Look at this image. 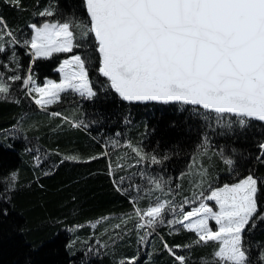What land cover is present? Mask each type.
Wrapping results in <instances>:
<instances>
[{
  "label": "trees",
  "instance_id": "1",
  "mask_svg": "<svg viewBox=\"0 0 264 264\" xmlns=\"http://www.w3.org/2000/svg\"><path fill=\"white\" fill-rule=\"evenodd\" d=\"M49 6L55 11L53 17L36 14ZM0 16L21 41L14 46L18 71L3 67L0 71L25 77L31 66L33 79L42 86L48 79L60 81L57 68L63 60L86 54L89 79L97 91L91 100L71 91L63 93L46 111L26 95L22 81L12 84L7 98L0 97V264H118L133 256L139 257L138 264H178L163 243L189 244L195 234L162 224L166 226L158 225L139 243V235L150 230L135 228L131 199L143 197L135 206L144 209L161 192L147 195L153 186L133 174L143 172L148 178L161 179L185 200L190 194L180 181L194 161L200 168L210 169L207 184L213 188L253 175L258 180V208L264 213V154L259 148L264 142V122L247 120L241 127L236 117L224 114L222 122L233 123L231 129L221 128L217 126L218 114L198 106L123 101L113 90H104L107 80L97 71L93 39H80V28L74 31L82 47L32 63L30 49L22 46L24 39H30L29 25L55 20L87 25L83 0H22L20 8L0 0ZM12 50L0 54V60L15 70L16 64L6 59ZM56 112L61 115L54 116ZM73 123L80 126L73 127ZM206 134L210 154L201 152ZM129 143L156 155L161 163L137 164ZM105 151L107 157L100 155ZM68 155L80 160L64 159ZM92 156L99 158L90 160ZM225 158L234 160V165H226ZM117 164L124 167L117 168ZM121 176L132 177L141 192L117 191L113 181ZM128 186V180L121 185ZM168 217L165 214V220ZM254 220L256 227L245 231V246L252 257L264 249V221ZM116 224L121 228L115 229ZM215 247L210 242L192 249L176 248L175 252L188 256L190 264H199Z\"/></svg>",
  "mask_w": 264,
  "mask_h": 264
},
{
  "label": "snow or ice",
  "instance_id": "2",
  "mask_svg": "<svg viewBox=\"0 0 264 264\" xmlns=\"http://www.w3.org/2000/svg\"><path fill=\"white\" fill-rule=\"evenodd\" d=\"M5 2L22 7V0ZM83 7L89 18L87 25L69 20L29 25L31 36L22 41V46L30 49L32 63L57 53H73L75 48L82 47L76 42L74 31L80 28V39H93L98 53L97 71L107 80L104 90H113L123 101L180 102L198 106L218 114L217 126L221 128L231 129L233 123L231 120L222 122L224 114L236 117L241 127L246 126L247 120L264 122V0H83ZM36 14L53 17L55 11L49 6ZM17 44L21 41L0 16V54L13 49L6 59L16 64V69H11L3 60L0 67L18 71L19 61L14 50ZM88 63L86 54L71 55L57 68L61 73L60 81L47 80L43 86H36L31 66L25 77L0 71V97L7 98L12 84L22 81L26 95L42 109L58 103L61 93L69 91L91 100L97 96V91L89 79ZM72 126L80 125L73 123ZM208 143L206 134L202 147L206 148ZM127 147L137 158V164L161 163L156 155H149L131 143ZM259 148L264 154V142ZM100 155L107 157L108 152ZM64 159L78 161L80 157L68 155ZM224 163L231 167L235 161L225 158ZM116 167L122 169L124 165ZM109 174H113L111 164ZM133 175L148 179L153 186L147 190V195L164 191L159 180L148 178L143 172ZM196 175L201 178L196 187H201L207 170L201 168ZM126 180L129 186L122 188ZM131 181L132 177L121 176L113 182L117 191L124 194L133 190L140 193L141 186ZM209 191L208 195L201 191L198 206L189 211L184 210L190 203L187 198L177 205L172 199L156 196L153 203L141 209L135 204L143 197H132L135 228L150 230L139 235L138 242L143 244L158 225L166 223L170 230L180 225L194 233L195 239L185 245L163 243L178 264H190V258L177 255L176 248L192 249L210 242L216 247L208 256H202L199 264H254V261L264 264V249L252 257L245 246L246 229L256 227L254 217L264 221V213L259 211L257 203L258 180L249 174L237 183L215 188L210 185ZM196 198L193 193V200ZM206 201H214L218 211ZM166 213H173L174 217L166 221ZM210 220L215 221V230ZM114 228L120 229L121 224ZM138 262L139 257L133 256L120 259L118 264Z\"/></svg>",
  "mask_w": 264,
  "mask_h": 264
},
{
  "label": "rangeland",
  "instance_id": "3",
  "mask_svg": "<svg viewBox=\"0 0 264 264\" xmlns=\"http://www.w3.org/2000/svg\"><path fill=\"white\" fill-rule=\"evenodd\" d=\"M58 54V53H57ZM54 55V54H53ZM70 58V57H69ZM60 74V77H61V73ZM48 80H52V79H48ZM47 81V80H46ZM45 81V82H46ZM55 81V80H53ZM57 82V81H56ZM59 82V81H58ZM36 86H39L36 84ZM43 86V85H42ZM63 93H61L62 95ZM36 94L33 93V96H35ZM38 98V97H37ZM55 104V103H54ZM53 105V104H52ZM52 105H49L47 106L45 109H42L43 111H46L47 108H49L50 106ZM38 106V105H37ZM40 107V106H39ZM115 146H118L117 143H115ZM203 153L205 154H210L208 148H205V149H202ZM203 169H206L207 170V175L205 177H203V184L201 187H196V184L200 181V177L198 175H196V173H198L200 171V166L197 164V163H192L190 168L188 169V171L185 173V175L182 177V180L180 181V184L182 185V182H183V186H184V183H185V190L184 191H188L190 196L187 197V199L190 201V203L188 205H185L184 206V210L185 211H189L191 210L192 207H196L198 206L199 202H200V199H199V193L201 191H203L205 193V195H208L210 194V191H209V186L211 185V183L207 184V180L209 179V174H210V169L209 168H206V167H202ZM197 169V170H196ZM199 169V170H198ZM206 179V180H205ZM146 180L148 179H142V182H144L143 184H146ZM156 180H159L162 184H163V187H164V191L161 192V195L160 197L162 199H172L177 205L179 204H182L183 203V199L181 197H179L178 195V192L172 190V188L170 186H166L161 179H156ZM149 184V183H148ZM214 185H212L211 187H213ZM180 189V187H179ZM181 190V189H180ZM158 192V191H157ZM193 193H196V199L193 200ZM180 194H181V191H180ZM183 200V201H182ZM182 201V202H181ZM209 206L213 207L214 211H218V208L216 207L215 205V202L214 201H206ZM166 214H169V217L166 219L169 220V219H172L174 217V214L173 213H166ZM166 224V223H165ZM209 224L211 227H213V230H215V221H209ZM167 225V224H166ZM166 225H162V226H166ZM175 229H183L180 225H176L174 229L172 230H175ZM176 231V230H175Z\"/></svg>",
  "mask_w": 264,
  "mask_h": 264
},
{
  "label": "water",
  "instance_id": "4",
  "mask_svg": "<svg viewBox=\"0 0 264 264\" xmlns=\"http://www.w3.org/2000/svg\"><path fill=\"white\" fill-rule=\"evenodd\" d=\"M127 102V101H125ZM148 102H153V103H162V102H156V101H147V102H128V103H137V104H141V103H148ZM164 104H183V103H180V102H170V103H164ZM193 106V105H192ZM231 115V114H229Z\"/></svg>",
  "mask_w": 264,
  "mask_h": 264
}]
</instances>
